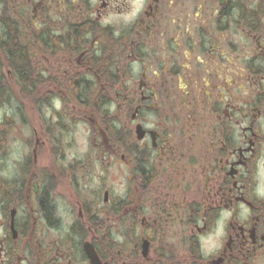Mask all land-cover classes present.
I'll list each match as a JSON object with an SVG mask.
<instances>
[{"label": "flooded vegetation", "instance_id": "flooded-vegetation-1", "mask_svg": "<svg viewBox=\"0 0 264 264\" xmlns=\"http://www.w3.org/2000/svg\"><path fill=\"white\" fill-rule=\"evenodd\" d=\"M0 49V264H264V0H0Z\"/></svg>", "mask_w": 264, "mask_h": 264}, {"label": "rangeland", "instance_id": "rangeland-1", "mask_svg": "<svg viewBox=\"0 0 264 264\" xmlns=\"http://www.w3.org/2000/svg\"><path fill=\"white\" fill-rule=\"evenodd\" d=\"M8 60L6 59V57H5V55H4V53L1 51V49H0V71L5 75L4 77H5V80H6V82H7V88H9L10 89V91L14 94V90H13V87H14V89H15V92H16V94H17V97H16V99H15V97H14V100L10 103V101L12 100V98H10L9 100H6V101H4L5 100V98H3L2 100L3 101H0V118L2 117V116H4V109L2 108V106H4V102H6V105H18L19 104V102H20V104L22 103V105H24V103L25 102H27L26 104H29V105H35L34 103H32V101L30 100V97H28V98H23L24 97V95L22 94L25 90H23V89H21V88H19L18 86H17V84H15L14 83V79L12 78V76H11V74H9L8 73V62H7ZM40 64V63H39ZM7 76H8V80H7ZM37 93H33L34 95H35V98H39L40 96H41V94H43V92L42 91H36ZM19 95V96H18ZM8 98V97H7ZM21 100H23V101H21ZM81 125V124H80ZM75 134H78L79 135V138H80V142H79V144H80V149L81 150H83V149H85V148H83V145L84 144H86V140H87V136H86V134H87V130H86V128H85V126L84 125H81V126H79V128H78V130L77 131H75L74 132ZM14 147H16L17 148V150L20 148V150L22 149L21 147H19V142H17L16 144H15V146ZM20 150H18V151H20ZM113 178H115L114 177V175H113Z\"/></svg>", "mask_w": 264, "mask_h": 264}, {"label": "trees", "instance_id": "trees-1", "mask_svg": "<svg viewBox=\"0 0 264 264\" xmlns=\"http://www.w3.org/2000/svg\"><path fill=\"white\" fill-rule=\"evenodd\" d=\"M24 63H25V61H23V62H22V64H24ZM21 79H22L23 83H25V81L23 80V78H22V77H21Z\"/></svg>", "mask_w": 264, "mask_h": 264}]
</instances>
